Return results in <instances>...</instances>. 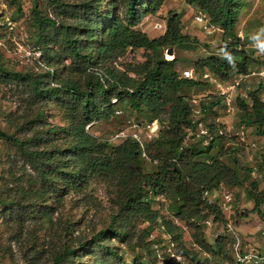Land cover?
Listing matches in <instances>:
<instances>
[{"label":"trees","instance_id":"trees-1","mask_svg":"<svg viewBox=\"0 0 264 264\" xmlns=\"http://www.w3.org/2000/svg\"><path fill=\"white\" fill-rule=\"evenodd\" d=\"M165 1L109 0L107 9H103L104 0H52L53 14L43 13L34 3V42L48 69L39 73L13 72L0 66V81L16 80L26 90L25 102L30 111L20 115L17 121L11 114L7 116L6 121L14 132L0 128V141L12 144L22 162L21 169H13L10 164L5 174L0 173V185H4L0 190V205L9 206L7 215L19 222L28 216L49 224L56 212L49 200L58 203L69 192L81 194L96 177L111 181L117 189L109 227L90 240L77 241L76 247L62 245L54 252L50 264H73L82 255L88 256L92 264H126L112 238L128 247L149 251L155 260L148 235L162 215L153 208L149 192L170 201L172 215L191 226L199 247L212 255L228 257L227 237H218L214 245L207 244L202 225L196 219L208 211L214 220L225 221L219 209L203 198L202 193L220 185H237L240 180L234 168L216 157L207 158L202 150L187 143L188 131L195 130L193 109L180 93L185 86L208 83L178 74L176 56L163 58L164 48L189 47L191 43L188 35L182 33L177 13H169L164 33L157 38L151 39L136 29L145 16L155 14ZM186 2L202 10L209 23L218 26L232 46L222 59L201 58L193 69L227 80L231 57H235V74L249 73L252 61L235 31L244 0ZM128 49H142L143 60L117 67L116 61ZM248 96L250 103L238 99L239 109L263 135L264 101L258 90L249 92ZM50 103L57 106L66 125L47 123L45 108ZM122 106L146 112L151 115V121L157 120L163 126L166 149L151 154L149 147L155 141L146 145L151 161H157L151 171H145L146 160L134 139L127 137L111 146L86 128L95 121L108 120ZM206 110L203 107L202 112ZM20 129L23 136L16 134ZM216 138L202 145L206 149L204 153L209 154ZM197 140L203 142L201 138ZM262 162L264 166V158ZM251 185L256 183L253 181ZM250 199L252 210L259 213L264 189ZM135 218L147 222L139 234L131 224ZM163 224L174 239L181 238L179 227L170 220H163ZM182 251L190 256L184 247ZM189 258L197 259V264L204 262L196 253ZM130 264L147 263L135 258Z\"/></svg>","mask_w":264,"mask_h":264},{"label":"rangeland","instance_id":"rangeland-1","mask_svg":"<svg viewBox=\"0 0 264 264\" xmlns=\"http://www.w3.org/2000/svg\"><path fill=\"white\" fill-rule=\"evenodd\" d=\"M77 1V0H68ZM109 0H104L103 9H107ZM43 13L53 14L52 0H0V66L13 72L39 73L46 71V63L34 42V27L32 24L33 4ZM196 8L188 4L186 0H166L155 14L145 16L136 26L137 30L145 33L149 38H157L164 33L166 20L169 13H177L182 23V33L188 35L190 46H173V53L166 54V47L162 51L164 59H172L176 56L175 69L178 74L195 66L196 62L204 57H216L222 59L228 55L232 46L222 32L215 31L211 34L204 32L195 21ZM240 37V45L247 50L252 61L250 72H257L260 66H264V59L257 55L255 46L264 44V0H244L239 20L235 27ZM195 41V42H193ZM143 60V50L128 49L120 57L115 65L121 68L128 63H136ZM230 77L221 80L223 84L234 82L235 57H231ZM216 83L208 85L185 86L180 93L185 95L192 109H199L200 118L204 123L211 125V131H216L215 146L204 153L206 142H198L197 138L188 134L187 143H192L202 150L203 155L216 157L237 171L240 183L237 185H221L209 196L208 202L218 209L222 199V191H228L232 196L231 210H220L225 221L214 220V215L208 211L196 219L202 225L204 239L207 244L214 245L218 237H227L226 224L231 223L235 231L241 236L244 243L250 244L264 251V203L260 206L259 213L252 210L253 200L251 195L258 194L264 189V134L258 133L257 126L247 119L248 117L239 109L238 99L244 103H250L249 92L258 90L264 101V77L253 75L245 78L234 91L231 106L227 111L225 101L217 93ZM26 90L16 80L0 81V128L12 133L14 129L9 126L6 119L11 114L16 121L20 115H26L29 109L26 106ZM211 103H216L210 108ZM206 111L202 112L203 107ZM36 109H33L35 113ZM30 112V111H29ZM45 116L48 124L64 126L67 121L54 103L45 108ZM151 115L146 112H137L126 107H119L108 120H99L88 127V131L101 141H107L111 146L121 142L116 137L121 130L131 133L132 123H137L139 132L147 143L154 142L149 150L151 154L157 150L166 149L163 126L157 121V131L151 135L147 127L153 121ZM247 119V120H246ZM154 127V126H153ZM243 128L244 134L239 132ZM221 131L219 134L217 131ZM264 132V129H263ZM23 136V130L16 132ZM148 137V138H147ZM202 146V147H201ZM19 170L22 162L15 148L8 141H0V173L7 171L9 165ZM145 171L155 169V163L143 162ZM249 171V172H248ZM256 186L251 185L252 182ZM4 185H0L2 190ZM117 195L115 185L109 180L96 177L92 179L81 194L69 192L57 203L53 199L48 204L56 208L53 221L44 223L38 218H28L20 222L15 217L7 215L8 205H0V264H50L55 251L62 245L69 244L76 247L77 241L90 240L101 229H107L113 214V199ZM152 206L164 217L172 216L170 201L161 195L148 194ZM204 220L212 221L210 226L202 223ZM137 234L147 226L141 218L131 221ZM185 228L181 230L179 246L189 251L190 256L194 253L199 257L193 229L190 225L182 223ZM112 243L119 247L126 264H130L135 258H141L147 264H158L143 248H131L126 244L119 243L112 238ZM135 241V240H134ZM199 247V246H198ZM229 247V242L226 248ZM201 248V247H200ZM201 250H203L201 248ZM218 257V259H217ZM220 256L211 258V262L219 260ZM197 259L193 260L196 262ZM221 261V259L219 260ZM73 264H92L88 256H80L73 260ZM215 264V263H214Z\"/></svg>","mask_w":264,"mask_h":264},{"label":"built area","instance_id":"built-area-1","mask_svg":"<svg viewBox=\"0 0 264 264\" xmlns=\"http://www.w3.org/2000/svg\"><path fill=\"white\" fill-rule=\"evenodd\" d=\"M194 19L199 24L201 29L208 34H211L215 31L222 32V30L218 26L209 23L206 14L200 9H196ZM255 51L258 56L263 57L264 59V44L256 45ZM253 75L264 77V66H260L257 72L251 71L247 74L235 75L234 82L229 84H223V82L219 78H217L210 72H198L195 71L193 68L184 70L181 76L184 78H189L195 81L205 82L208 84L218 82L216 83V86L218 88L217 94L221 96L222 99L225 101V104L229 106L227 108L228 111L231 106L233 94L237 86H239L245 78H248ZM114 101L116 100L114 99L113 102ZM197 115H201L200 110H193L192 116L194 117ZM193 123L195 124V130L193 131L192 135H194L196 138L203 139V141L206 143L211 140L216 134V131H211L209 125L204 123L200 118L196 120L193 119ZM88 126L86 128H88ZM131 127L133 129L131 133H127L126 131L121 130L117 133L116 137L118 139H121V141L127 137L134 139L140 146L142 158H144L148 162L156 164L157 161H151L148 155L146 149L147 139H144L141 133L139 132V125L134 122L132 123ZM147 127L150 128L149 132L151 134L148 136L150 138H153L151 136L152 134H155L158 128L157 120H154L152 123L148 124ZM217 132H219V134H222L220 130ZM190 133L192 132L188 131V134ZM239 134L243 136V128L241 129ZM212 192L213 190L206 189L203 191L202 197L208 200ZM221 194L222 199L220 201V205H218L219 209L221 211L231 210L233 200L232 196L228 191H222ZM163 220H170L174 226L179 227L181 230L182 228H185V226L182 224L183 221L173 215L170 217L162 216L158 218L155 227L148 235V240H151L152 242L151 249L156 262L158 264H197V261L193 262V260L189 258L190 256L184 251H182V247L179 246L178 241L174 239L172 235L165 231ZM202 223H205L206 226H210L212 224V221L204 220L202 221ZM226 231L228 233L227 241L229 242V249H227L228 257H219V260L221 259V261H214L213 264H264V251L259 250L258 248L250 244L244 243L241 239V236L235 231V227L231 223L226 224ZM262 235L264 237V231H262ZM193 246L196 247V249H198V253H200L198 259L204 261L201 264H212L211 258H213L215 255H212L206 252L205 250H201V248L198 247L199 245L197 246L196 244H193Z\"/></svg>","mask_w":264,"mask_h":264},{"label":"water","instance_id":"water-1","mask_svg":"<svg viewBox=\"0 0 264 264\" xmlns=\"http://www.w3.org/2000/svg\"><path fill=\"white\" fill-rule=\"evenodd\" d=\"M173 53V48L169 47L168 49H166V54H172Z\"/></svg>","mask_w":264,"mask_h":264}]
</instances>
